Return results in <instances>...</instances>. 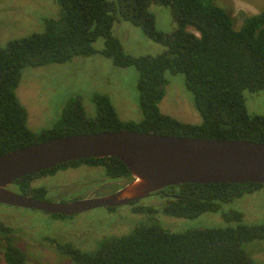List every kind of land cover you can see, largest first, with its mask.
Instances as JSON below:
<instances>
[{
    "label": "trees",
    "instance_id": "1",
    "mask_svg": "<svg viewBox=\"0 0 264 264\" xmlns=\"http://www.w3.org/2000/svg\"><path fill=\"white\" fill-rule=\"evenodd\" d=\"M59 16L46 20L44 31L0 47V156L56 137L102 132L152 133L187 138L246 140L264 143V117L246 112L243 91L264 90V11L245 17L241 27L213 0H57ZM151 4L169 7L174 29L158 31L148 11ZM118 20L139 27L151 41L163 46L155 57H132L123 53L112 35ZM193 29V32L188 31ZM104 39L99 52L118 68L133 67L137 72L139 123L121 122L105 95L94 94V118L86 116L79 97L65 102L60 120L49 130L34 134L27 128V112L15 90L25 67L64 64L75 57L96 54L93 44ZM181 73L192 95L201 125H189L163 115L158 107L164 96L165 73ZM86 164L104 169L108 180L131 181L127 168L118 159L70 161L38 174L22 178L14 192L46 200L44 187H32L35 179ZM263 185L181 184L153 194L163 200L162 213L193 219L216 213L222 205L258 191ZM138 201L129 205L132 207ZM113 209H110L112 212ZM143 213L148 208H133ZM226 223L239 222L242 214L222 213ZM53 219L66 218L50 215ZM14 230L0 221V243L6 264H29L17 246ZM264 240V225L189 230L174 234L157 222L139 225L128 235L104 238L94 251H82L71 242L46 238L61 257L71 264H255L243 245ZM94 246V244H93Z\"/></svg>",
    "mask_w": 264,
    "mask_h": 264
},
{
    "label": "rangeland",
    "instance_id": "2",
    "mask_svg": "<svg viewBox=\"0 0 264 264\" xmlns=\"http://www.w3.org/2000/svg\"><path fill=\"white\" fill-rule=\"evenodd\" d=\"M113 1V0H109ZM233 19L238 30L245 17L264 11V0H213ZM148 11L155 20L158 31L169 34L174 29L169 7L151 4ZM59 16L57 0H0V47L44 31L46 20ZM193 32V29L188 28ZM112 35L120 42L124 54L132 57H155L164 51L162 45L149 40L139 27L118 20ZM96 54L75 57L64 64L43 67H25L21 72L15 95L27 112V128L34 134L51 129L61 117L65 102L79 97L85 114L94 118L96 109L92 102L94 94L105 95L121 122L139 123L142 112L138 104L137 72L133 67L118 68L99 52L104 39L93 44ZM167 81L164 96L158 104L163 115L189 125H201L202 119L194 108L192 95L185 86L181 73H165ZM246 112L251 116L264 117V90L256 93L243 91ZM128 184L126 180H108L101 167L80 166L56 172L53 176L37 178L32 187H44L47 196L58 195L68 201L67 196L92 194L108 195ZM10 190H14L12 186ZM50 193V194H49ZM97 195V196H98ZM55 197V196H53ZM164 200L158 195L138 201L137 204L118 207L112 212L105 208L53 219L42 212L0 205V221L11 227L17 237L20 250L29 264H71L48 243L41 241L56 237L71 242L82 251H94L97 241L131 233L139 225L157 222L170 233L180 234L189 230L232 227L237 225H264V185L258 191L244 195L224 204L216 213H203L193 219L175 218L162 213ZM148 208L143 213L133 208ZM230 210L240 212L239 222L226 223L222 213ZM94 244V246H93ZM0 243V264L3 259ZM243 250L255 264H264V240L243 245Z\"/></svg>",
    "mask_w": 264,
    "mask_h": 264
},
{
    "label": "water",
    "instance_id": "3",
    "mask_svg": "<svg viewBox=\"0 0 264 264\" xmlns=\"http://www.w3.org/2000/svg\"><path fill=\"white\" fill-rule=\"evenodd\" d=\"M89 158L118 159L131 181L110 195L64 203L9 189L22 178ZM245 183L264 185V143L121 130L56 137L0 156V205L64 217L126 206L181 184Z\"/></svg>",
    "mask_w": 264,
    "mask_h": 264
},
{
    "label": "flooded vegetation",
    "instance_id": "4",
    "mask_svg": "<svg viewBox=\"0 0 264 264\" xmlns=\"http://www.w3.org/2000/svg\"><path fill=\"white\" fill-rule=\"evenodd\" d=\"M80 166H86V167H94V166H89V165H86V164H81V165H79L78 167H80ZM78 167H76V168H78ZM76 168H73V169H76ZM94 168H98V167H94ZM69 169H72V168H69ZM62 171V170H61ZM46 178L47 176H43V177H41V178ZM9 189H10V187H9ZM121 189V188H120ZM120 189H118V190H120ZM117 190V191H118ZM116 191V192H117ZM113 193H115V192H113ZM48 194V193H47ZM47 194H46V197H45V199L46 200H44V201H48V202H57V203H64V198H62V196H58V195H53V196H55V197H53V196H47ZM50 194V193H49ZM112 194V193H111ZM98 194H96V192H92V194H83V195H81L80 197H78L79 195H74V196H67L66 197V199H68V201H66V202H71V201H76V200H82V199H92V198H97V197H102V196H106V195H103V194H101V196H97ZM108 195H110V194H108ZM116 208H118V207H114V208H108V207H105V209L106 210H108V211H110V209H113V210H115ZM44 214H46V213H44ZM48 216H50L49 214H47ZM80 215V214H79ZM60 216V215H59ZM71 217H73V216H71ZM25 255V254H24Z\"/></svg>",
    "mask_w": 264,
    "mask_h": 264
}]
</instances>
